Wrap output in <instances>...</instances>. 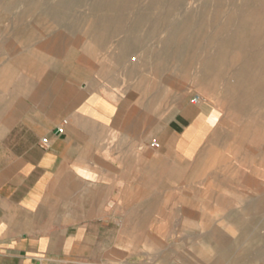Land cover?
Here are the masks:
<instances>
[{"label": "crops", "instance_id": "crops-1", "mask_svg": "<svg viewBox=\"0 0 264 264\" xmlns=\"http://www.w3.org/2000/svg\"><path fill=\"white\" fill-rule=\"evenodd\" d=\"M61 59L51 69L48 59L32 66L26 53L0 56V264H264L252 244L204 243L229 237L194 204L182 207L192 208L199 235L187 239L200 247L180 259L143 252L140 241L178 229L177 201L165 205L169 217L157 210L161 193L176 189L166 165L194 157L210 110L194 98L157 108V77L147 82L142 63L83 80L77 63L67 72ZM229 224L247 237L240 221Z\"/></svg>", "mask_w": 264, "mask_h": 264}, {"label": "rangeland", "instance_id": "rangeland-1", "mask_svg": "<svg viewBox=\"0 0 264 264\" xmlns=\"http://www.w3.org/2000/svg\"><path fill=\"white\" fill-rule=\"evenodd\" d=\"M17 53L51 69L66 56L67 72L75 62L83 80L142 63L147 82L157 77V108L203 100L207 130L190 161L166 165L176 189L161 193L157 209L169 217L165 205L177 201L178 229L141 247L177 259L200 247L187 239L199 235L192 208L182 207L194 204L229 237L204 243L264 253V0H0V56ZM233 221L246 238L230 230ZM154 222L147 218V235Z\"/></svg>", "mask_w": 264, "mask_h": 264}, {"label": "built area", "instance_id": "built-area-1", "mask_svg": "<svg viewBox=\"0 0 264 264\" xmlns=\"http://www.w3.org/2000/svg\"><path fill=\"white\" fill-rule=\"evenodd\" d=\"M65 124H66V121H62L61 124L58 125V126L55 128L54 133H55L56 135L63 133V131H64V125H65ZM40 145H41L42 147H46V146L48 145V140H47V138H42V139L40 140ZM151 145H152L153 147H157V148L159 147V143H158V142H157V143L152 142Z\"/></svg>", "mask_w": 264, "mask_h": 264}, {"label": "bare ground", "instance_id": "bare-ground-1", "mask_svg": "<svg viewBox=\"0 0 264 264\" xmlns=\"http://www.w3.org/2000/svg\"><path fill=\"white\" fill-rule=\"evenodd\" d=\"M233 18V17H232ZM254 131V130H253ZM255 132V131H254ZM255 136V135H254Z\"/></svg>", "mask_w": 264, "mask_h": 264}]
</instances>
